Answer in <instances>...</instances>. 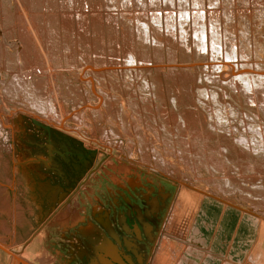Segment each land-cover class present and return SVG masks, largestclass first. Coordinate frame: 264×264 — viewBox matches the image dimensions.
Segmentation results:
<instances>
[{
	"label": "rangeland",
	"instance_id": "374dc122",
	"mask_svg": "<svg viewBox=\"0 0 264 264\" xmlns=\"http://www.w3.org/2000/svg\"><path fill=\"white\" fill-rule=\"evenodd\" d=\"M193 3L190 4V1L187 2V11H191L192 7H194L195 10L196 8L202 7L201 9L208 12L207 15H209L208 10H212V8L215 10L216 7L218 8H216V11H218V16L221 20H219V24L222 26L223 23L224 25L221 30L223 35L225 23L223 15L221 14L224 13L222 11H224L227 6L224 5L223 7L221 2L214 3V7L209 5L207 1L202 2V4H199L197 1ZM176 4L177 1L175 5ZM232 4L233 5L229 6L231 8L230 10H233L234 16L236 15L234 17L233 28L236 33L233 35L236 36L238 33L239 36V28H242V25H239V23L244 24L243 22L245 21V26L243 25V27L246 29L245 32L249 35H247V39L249 40L246 41V43L249 44H247V62L254 65L257 63L261 64L263 67L262 71L264 72V0H248L243 2L239 0L235 1V3L232 2ZM218 5L223 8L221 9ZM176 6L178 7V4ZM176 6H173V8L169 10L173 12L178 11L179 7L177 8ZM258 6L261 8L260 14L258 12V14L253 13L256 11V8H259ZM229 7H227L228 11ZM235 8H237V10ZM254 8L255 10H253ZM133 9L135 10L136 8ZM136 10L139 11L138 9ZM123 11L125 13L128 12V17L134 16L131 10L122 9L121 12ZM240 11L245 12V14L248 13L246 14L245 20L242 22L238 15ZM250 15L253 16L251 17ZM163 31L167 32L168 30L163 29L160 33L162 42L166 44L168 43L167 39H170V41L173 40L176 45L178 44L177 30L173 29L174 32L172 33L169 31L171 34L167 32L169 33L168 35L167 33H163ZM150 35L152 37L153 33H150ZM90 36L92 37L91 41L93 47H95L94 49L97 47L100 48V43L97 42H101L102 48L98 52L92 51L91 53L93 54H87L84 58L82 57L80 59V64H82V66L85 65L86 68L93 66L102 68L106 65L109 67H119L120 65L126 64V59L129 61L131 60V58H126V56L129 55H126L129 51L128 46L131 45L129 37L120 41V44L116 43L110 46L111 43L105 35L99 36L103 41H98L99 37L97 36ZM164 37H167V39ZM94 38L96 40H94ZM234 38L238 42V37L236 36ZM152 41L151 45L153 43ZM258 44H261L262 50ZM114 46L122 51V55L126 58L125 61L122 55L116 59L115 52L118 51L114 50ZM257 46L259 48H257ZM152 56L153 55L145 60L146 63L144 61L140 63L142 60L139 58L133 60L134 63L136 61V64L144 66V70H141L142 73H140L138 77L135 76L136 78L124 81L121 74H115L113 77L118 81L115 85L118 86V90L113 84H110L107 78L108 71H104L102 74L103 78L99 80L100 83L95 80V91L97 94L87 89L88 87L85 81L88 79H86L87 77L83 74L87 70L81 72V75L78 73L79 71L75 72L72 71V69H67L69 71H62L63 74L72 81V83L68 85L71 86V92L65 91L67 89H63L65 91L63 95L65 97V103H60V105L62 104L61 107L64 109V112L66 111V114L72 112L70 116L68 114L69 118L67 117L63 122L62 126L65 127V129L47 125V123H45L46 121H43L45 119L40 113L37 111L32 112L33 108L27 104L25 99H22L23 97L11 99L9 95L4 93L3 85L10 80L11 74L5 71V65L0 61V91L3 97L0 98V108L7 116H11L10 121L13 122V128H3L2 125H0V129H2L0 130V205H2L4 201V208H11L8 214L0 211V237L3 239V242H5V247L16 249V252H21L22 256L25 254L23 259L20 258L24 263L87 264L90 260L89 255L97 257L100 255L104 256V252L105 254L108 252L106 255L112 254L111 247L117 245L116 250L114 248L115 252H113V254L118 257L121 256L124 261L129 262L128 264H149L152 259L154 261L163 242L166 241L175 243L176 249H180V247L183 248L182 253L185 252V247L194 248L193 253L191 252V256L196 257L197 262H194V264H204V259L208 255L212 264L214 262L221 264L223 261V264H244L246 258L250 256L251 252L254 253L256 248L259 253L257 257L254 258V263L264 264V231L262 228L264 225V216L256 214L259 219H257V223L254 227L249 224V230L240 223L241 215L243 216L246 210L260 212V209L263 207L259 205L260 207L256 208L255 205L246 201L243 198L244 196L238 191L230 194V192L221 191L216 185L222 177L227 176L229 179L233 178L231 180L237 186L241 185V183L244 184V181L249 183V179H252V176H254L252 180H255V178H258L256 179L257 181L260 179L264 180V157H260V155L256 154L254 155V153L249 151H246L247 154L250 155V157L247 155L249 158L242 157L241 155L238 156L237 154L234 155L235 153L227 157V155L221 153V149L217 150L218 147H222V144H224L221 139L215 137H208L207 139L204 133H202V137L198 136V138L196 134L194 135V133L198 131L192 132L187 129V132L186 128H184L186 126L183 127L184 129L181 127L180 130H176L175 122H173V116L171 117V115L173 112L175 115H178L179 112L184 111L187 108L186 104L182 101L178 107L174 108L172 104H166V101L160 100L161 96L157 97L153 90L147 93V91L144 92L143 90L142 92L140 88L142 80L151 79L153 75L157 76L161 82H168L167 76H164V73H155L156 58ZM209 59L211 60V58ZM122 61H124V63ZM165 61L167 60L165 59ZM179 62H181V60H179ZM190 62L199 63L197 61ZM231 63L237 68V66L241 67L242 63L245 62L241 58H236ZM203 66L202 68L208 69V66L205 64ZM195 70L197 69L193 68L194 74L197 75L198 73L199 75H197V77H199L197 78V82L199 81L198 79L201 81L200 75H203L199 73L200 70ZM89 77L90 76H88V78ZM62 83L61 81L53 82L60 90L61 86L64 88L66 85ZM52 88L53 87H51V95L53 94ZM72 89L76 91H72ZM132 93H134V95ZM103 94L106 95L104 96ZM131 94L133 96H131ZM151 94H153V96ZM143 98L147 100L145 99L143 101ZM148 99L150 100L148 101ZM167 99L168 98H166V100ZM156 104L157 108L155 107ZM72 107L78 109L76 114L79 115V117L75 115V109ZM160 107L161 109H158ZM171 107L174 109H171ZM212 107L214 109V106ZM135 109H138V112H136ZM160 110L165 111L164 116H162L163 114ZM32 113H35V116H33ZM74 116L78 118L76 119ZM177 118H180V116L178 115ZM11 122L8 123L11 124ZM166 122H168V124H166ZM76 128L78 130L74 131ZM182 130L185 131L183 132ZM140 132L141 134H139ZM204 140L206 141L203 142ZM112 149H115V151H110ZM191 149H194L193 151L195 152H191ZM186 151L189 153H186ZM109 152H112L111 155L105 154ZM180 153H183L182 157ZM185 154L189 156L188 159L187 157L183 158ZM197 155H199L198 158L196 157ZM209 156L210 160L207 158ZM218 159L222 161L220 162ZM109 161H112L113 165L108 164ZM217 161L220 163V166H222L221 168L219 167V170H216V172L213 171L211 167H216L214 163ZM222 163H224L225 166ZM200 164H202L203 167ZM243 165L247 167L244 168ZM242 166L245 172H243L244 169ZM235 167H237V169ZM250 173L251 175H249ZM236 178L239 179L237 180ZM238 182L241 183L238 184ZM243 184L241 185L242 187ZM181 185L185 186V188L182 189H186L191 193L196 192L198 196L195 194V197H191L187 203L184 202L185 205H183L184 203L180 205L178 202L177 207H175L173 205L176 203L178 197L177 193ZM238 196L240 197L238 198ZM207 197L213 198V200L209 201ZM253 199H255L253 200V204H257L258 199ZM206 200L208 201L206 202ZM192 201H194V203ZM206 204L216 209V216L213 215L214 234L212 231H203V236L202 233L200 236L199 231L193 232V230L198 218V211ZM172 207H175L174 210L177 212V214L175 212L174 214L176 215L175 218L179 221L178 224L180 223V227L183 226L185 231H178L174 228L170 229L169 227L171 234L168 233L170 232L169 230L168 232L165 231L163 234L162 230L164 225L170 223L169 216ZM104 212L107 213L104 214ZM23 216L25 218H23ZM168 218L169 222H167ZM182 221L184 223H182ZM221 221L225 223L223 224ZM262 221L263 223H261ZM220 224L221 227H225V229L222 230L221 236L216 239L220 231ZM168 226L171 225L168 224ZM92 227L94 230H92ZM238 228L242 231V235L248 234V238H246L245 244H239L233 252H229L226 246L228 247L230 243L236 246L237 243L242 240V236L239 238V235L237 239H235L236 232H240L237 231ZM260 228L261 231L259 230ZM90 231L92 232L90 233ZM259 232L262 233L259 234ZM180 234H182V236ZM100 236L103 239H101ZM196 239H198L199 242H195ZM95 242L104 243L103 248H100L102 246L96 245ZM108 242H110L109 245L106 244ZM111 243L113 244L111 245ZM81 244L83 246H81ZM25 245H29L30 247L28 252L20 249V246L24 247ZM84 249L88 250L86 251L87 253L82 251ZM215 250H219V254L225 252L223 255L221 254L223 257L217 255L221 262L216 261ZM240 250L244 251L240 254ZM0 254L4 261L7 262L6 256L9 255L8 249H0ZM164 256L168 257L170 264H178L180 262L177 253ZM83 259L84 261H80ZM90 261L92 262L93 259Z\"/></svg>",
	"mask_w": 264,
	"mask_h": 264
},
{
	"label": "bare ground",
	"instance_id": "6f19581e",
	"mask_svg": "<svg viewBox=\"0 0 264 264\" xmlns=\"http://www.w3.org/2000/svg\"><path fill=\"white\" fill-rule=\"evenodd\" d=\"M176 1H177L179 10L177 9L178 8L176 6L177 4L175 5ZM188 1H190V4L193 3L194 1L195 2L197 1L199 4H202V2L207 1L208 4L211 6H213L214 3L221 2L223 4L222 5L223 7H224V5L229 7V6L233 5L232 2L235 3V1H239V0H0V61L4 63L5 71H7L8 74L9 73L11 74L10 80H8L9 82L7 81L5 83V85H3L4 93H6V95H9L11 99H15L16 97H23L22 99H25L27 104L31 108H33L32 112L37 111L38 113H40V115L45 119L43 121H46L45 123H47V125H52V126H55L59 129H62V128L65 129V127L62 126L63 122L67 117L69 118L70 113H72V112L68 113L69 114V116H68V114H66V111L64 112V109L61 107L62 104L60 105V103L61 102L63 103L65 101L64 100L65 97L63 96L64 92L65 91L71 92L70 91L71 86H68V85L71 84L72 81L69 78H67L63 74L62 71H65V70L69 71L67 69H72V71H75V72L79 71L78 73H80V75H81V72H85L87 70L85 73H83L87 77L86 79H88L87 81H85V84L88 87L87 89H88V91L90 90V92L97 94V92L95 91L96 90L95 89L96 88L95 80L100 83L99 80H100V78H103L102 74L104 73V71H108L107 78L110 81V84H113V86L116 87V89H117L118 86H115V85L118 83V81L116 79H114V77H113L115 74H117V73L121 74L123 76L124 81H128L130 79L136 78V77L140 76V73H142V71L144 70V66L136 64V61L134 63L133 60L136 58H139L140 60H142V62H140V63H143V61L145 62V60L148 57L153 55L152 57L156 58V63H155L156 65H155V70H154L155 73L156 72L157 73L158 72L164 73L165 75L164 74H162V75L167 76L168 82H166V83L161 82V81H159L157 76L153 75V77L151 79L148 78V79H143L144 81L142 80V82L140 81L141 82L140 88H141V91L142 90L144 92L147 91V93L153 90L155 92V95H157V97L161 96L160 100L166 101V104H172L174 106V108L178 107L180 105V102H182V101L186 104L187 108L184 111L180 110L181 112L178 113L180 118H177L178 115H175L174 112L172 111L173 114L171 115V117L173 116L172 118H173V122H175L174 124H175L176 130H180L181 127L183 128L184 126H186V127H184V128H186V131H187V129L191 130L192 132L198 131L197 133H194V135L196 134L197 137L198 136L202 137V135H203L202 133H204L205 134L204 136H206L207 139H208V137H215V138L221 139L224 142V144H222V147H218L217 150L221 149V151H222L221 153H223L224 155H227V157L232 156L233 153H235L234 155L237 154L238 156L241 155L242 157H248V156L250 157V155L247 154L246 151L252 152V153H254V155L256 154V155H260V157L261 156L264 157V72L262 71L263 67L261 64L257 63L254 65V64H251L250 62L249 63L247 62V59H248V55H247V48L248 47L247 46L249 44L246 43V41L249 39H247L248 34L245 32L246 29H244V27H243V25L245 26V21L243 22L244 24L239 23V25H242V28H239L240 31L238 30L239 36H238V33L236 35L238 37V42H237V40L234 38L236 36L233 35L234 33H236V31H234V29H233L234 28V17L236 15L235 16L233 15V10H230L231 9L230 7H229V11L227 10V7H226L225 10L222 11L224 13L223 14L220 13L221 15H223V19H224V23H225V27H224L225 30H223L224 33L222 35L221 30L223 28L222 26H224V25H223V23H222V26H221V24H219L220 19L218 16L219 13H218V11H216V8H217L216 5H215V7H216L215 10L213 8H212V10L211 9L208 10L209 15H207L208 12H206L205 10H202L201 9L202 7L198 8V9L196 8V10L194 7H192L191 11H187L188 9L186 10V8H187V2ZM240 1L243 2V1H248V0H240ZM192 5H190V6H192ZM173 6H176L177 8H175V7L174 8L178 11L173 12V11L169 10L170 8H173ZM211 6H209V7H211ZM223 7H220V8L222 9ZM234 7H236V6H234ZM133 8H136L139 11H137L136 9H135L136 10L135 11ZM246 8H248V7H246ZM122 9L123 10H131L133 12L132 14H134V16L128 17V15H129V14H127L128 12H126V13L124 11L121 12ZM235 9L237 10V8H235ZM253 10H255V8ZM193 11H195V12H193ZM242 11L238 12V15H239V18L241 19V22L243 20H245V18L247 16L246 14H248V13L245 14V12H242ZM251 12H253V11H251ZM257 12L260 14V12H261L260 7L256 8V11L253 13H257ZM207 16H208V18H207ZM238 27H240V26H238ZM163 29H167L168 30L167 32L171 31V33L174 32L173 29L178 31L177 32V34H178L177 39L179 40V42L177 45L175 42H173L172 39H171L172 41H170V39H167V37L166 38L164 37V38L167 39L168 43L165 44L164 42H162V40L160 38V33L162 32ZM167 32L163 31V33H167ZM150 33H153L152 37H151ZM169 33H167V35ZM90 35L97 36V37L105 35L111 43L110 46H113L116 43L120 44V41H123V39H126V37H129L131 40V45L128 46V44H127V46L129 47V51H128V53H126V55H128V54L129 55L126 56V58L127 57H128V59L131 58V60L130 61L127 60L125 58V56L122 55L123 54L122 51L120 49L115 48V46H114V48H115L114 50L118 51V52H115L116 59H118L122 55V56H124L123 57L124 61L126 59V64L120 65L119 67H112L111 65H110L111 67H109L106 65V66H103L102 68H99V67L97 68L95 66L90 67V68H86L85 65H84L85 67L82 66V64H80L81 63L80 59L82 57L84 58L85 55H87V54L88 55L93 54V53H91L92 51L98 52L102 48L101 42H97V43H100L99 44L100 48L97 47L96 49H94L95 47H93V44L91 41L92 37ZM162 37H163V35H162ZM164 38H162V39H164ZM94 40H96V39L94 38ZM100 40H102L101 37L98 38V41H100ZM108 40H107V42H108ZM151 41L153 42L152 45H151ZM165 42H166V40H165ZM238 43H239V47H238ZM166 45H167V47H166ZM258 45H259L260 49L262 50L261 44H258ZM259 47L257 46V48H259ZM118 48H120V47H118ZM126 49H128V48H126ZM261 50H260V52H261ZM256 52H258V51H256ZM258 55H257V57H258ZM109 56H110V54H109ZM238 57L243 59L245 63H242L241 67L237 66V68H235L236 66L234 67V65H232L231 62H233L234 59H236V58L239 59ZM209 58H211V60ZM165 59L167 61H165ZM179 60H181V62H179ZM124 61H122V62L124 63ZM190 61H197L199 63L190 62ZM204 64L206 66H208L207 67L208 69L202 68V67H204L203 66ZM193 68L200 70L199 73H201L203 75V76L200 75L201 81H200V79H198L199 81L197 82V78H199V77H197L198 73H197V75H195ZM197 70H195V71H197ZM78 76H79V74H78ZM88 76H90V77L88 78ZM0 77H1V75H0ZM80 78H81V76H80ZM57 81L58 82L61 81V82H63L62 84H66L65 87L63 86L64 88H62V86L59 84L61 86V90H60L59 87H56V85L53 84V82H57ZM128 85H130V84H128ZM0 86H1V84H0ZM51 87H53L52 88V91H53L52 95L50 94ZM63 89L64 90L67 89V90L64 91ZM72 91H76V90L72 89ZM69 92H67V93H69ZM67 93H65V94H67ZM102 93H104V92H102ZM130 93H131V91H130ZM75 94H77V93H75ZM132 94L134 95V93H132ZM132 94H131V96H133ZM0 95H1L0 98H3L1 91H0ZM103 95L105 96L106 94H103ZM151 95L153 96V94H151ZM145 96H142V97H145ZM157 97H155V98H157ZM146 98H147V96H146ZM146 98H143V101ZM166 98H168V99L166 100ZM4 99H6V98H4ZM104 99L105 98L103 97V100ZM140 99H142V98H140ZM149 100L150 99H148V101ZM11 102H13V101H11ZM101 102H103V101H101ZM158 103H160V102H158ZM2 104H3V102H2ZM103 104H105V103L103 102ZM163 106H164V104H163ZM212 106H214V109ZM155 107L157 108V104ZM105 108H106V106H105ZM172 108L173 107H171V109ZM18 109H20V108H18ZM30 109H29V111H30ZM73 109H75V107ZM95 109H96V107H95ZM158 109H161V107ZM158 109H157V111H158ZM135 110H136V112H138L137 111L138 109H135ZM77 111H78V109L76 108L74 111L75 115H77L76 114ZM133 111H134V108H133ZM160 111L163 114L162 116H164L165 111H163V110H160ZM122 113H123V111H122ZM161 113H159V114H161ZM32 115L35 116V113H32ZM77 116L79 117V115H77ZM77 116H74V118L77 119L78 118ZM10 117L7 116L0 108V125H2L3 128L4 127L13 128V126H12L13 122L10 121L11 120ZM21 117H23V116H21ZM40 120H41V118H40ZM152 121H154V120H152ZM8 122H11V124ZM166 124H168V122H166ZM132 127H134V126H132ZM164 127H166V126H164ZM0 130H2V129H0ZM77 130H78L77 128L74 129V131H77ZM182 131L184 132L185 130H182ZM176 133H177V131H176ZM179 133H180V131H179ZM139 134H141V132ZM111 136H113V135H111ZM120 140H122V139H120ZM186 140H188V139H186ZM176 141H178V140H176ZM205 141L206 140H204L203 142H205ZM167 142H168V140H167ZM195 144H196V142H195ZM103 146H105V145H103ZM214 148H216V147H214ZM119 149H117V150H119ZM127 150H128V147H127ZM193 150L191 149V152H195ZM110 151L114 152L115 149H112ZM235 151L238 153H236ZM184 152H185V150H184ZM111 153L109 152V153H105V154L111 155ZM177 153H179V152H177ZM183 153H180L181 157H182ZM186 153H189V152L186 151ZM201 153H203V152H201ZM197 154H198V152H197ZM156 156H157V154H156ZM198 156L199 155H197L196 157L198 158ZM184 157H187V159H188L189 156H187L185 154L183 156V158ZM202 157H204V156H202ZM192 158H194V157H192ZM197 158H196V160H197ZM207 158H209V160H210V156ZM234 158H235V156H234ZM258 158H259V156H258ZM157 159H159V158H157ZM193 160L195 161V159H193ZM209 160H208V162L210 163ZM213 160H214V158H213ZM233 160H235V159H233ZM203 161H202V164H203ZM186 162H188V161H186ZM195 162H197V161H195ZM108 164L113 165V162L109 161ZM202 164H200V165H202ZM222 164H224V163H222ZM209 165L211 166V163ZM215 165H216V167H213V168L211 167V169L213 171L219 170V167L221 168V166H222V165L220 166V163H218V161L216 163H214V166ZM224 166H225V164H224ZM243 166H242V168H243ZM202 167H203V165H202ZM246 167L244 166V168H246ZM145 168H148V167H145ZM235 168L237 169V167H235ZM243 172H245V169ZM241 174H243V173H241ZM249 175H251V173ZM229 176H231V175H229ZM227 177H222L219 180L220 182L218 181L217 184L216 183H213V184H216L221 189V191H226L227 193L230 192V194L236 193V191H238L241 195L244 196L243 198L246 201L250 202V204H252V205H255L256 208H258L260 206L263 207L262 209H260V212H255L253 210L248 211L245 209L246 212L243 213V216L241 215V221H240L241 225L243 227H245L247 230H249V224H250V226L254 227L257 223L256 222L257 219H259L256 216V214L264 216V212H261V211H264V180L260 179L257 181L256 179H258V178H255V180H252V179H254V176H252V179H249L250 180L249 183H247L246 181H244L246 184L245 183L243 184L240 182L241 185L243 184V187H242L241 185H239V186L235 185L231 180L233 178L229 179ZM259 177H260V175H259ZM245 180H247V179H245ZM233 181H235V180H233ZM240 183L238 182V184H240ZM183 185H185V184H183ZM183 185H181L179 190H178L180 193L179 192L177 193L178 197L176 196L177 200L175 199L176 203H174V205H173L175 207H177L178 202L181 205V203H184V202L187 203L191 197H195L194 195L196 194V192L191 193V192H188L186 189H182V188H185V186H183ZM189 188L192 189L191 187H189ZM219 188H217V189H219ZM2 190H3V188H2ZM4 195H5V193H4ZM6 195H7V193H6ZM239 197L240 196H238V198ZM207 198H209L208 199L209 201L213 200V198H210V197H207ZM253 198L258 199L257 204H253V202H254L253 200H255ZM208 200H206V202ZM192 202L194 203V201H192ZM218 202H220V201H218ZM209 204H211V203H209ZM209 204L203 205L206 207L202 206L198 211V218H197V221L195 222L193 232L199 231L200 236H201V233L203 236V231H208V232L212 231L214 234V231H213L214 217H213V215L216 216V209L211 208L209 206ZM4 205L5 204L3 201L2 205H0L1 206L0 211L2 213L8 214L10 212L11 208L10 207L4 208ZM183 205H185V203ZM175 207H172V209H171V214L169 216L170 217V223H167V222H169V218H168L167 222H166L167 225H164L163 230H162L163 234L165 233V231L168 232L169 227H170V229L174 228L175 230H178V231L179 230L185 231V228H183V226L180 227V223L178 224V222H179L178 219L175 218L176 217V215L174 214ZM55 209H56V207H55ZM155 209H157V208H155ZM176 210H178V209H176ZM53 212H55V211H53ZM106 213L104 212V214H106ZM175 213L177 214V212H175ZM23 218H25V217L23 216ZM226 220H229V219H226ZM221 222L223 224L225 223L223 221H221ZM182 223H184V222L182 221ZM261 223H263V221ZM168 224H170L171 226H168ZM86 228H88V227H86ZM262 228L264 231V225ZM219 229H220V231H219L218 235L217 236L215 235L216 239L221 236L222 230H224L225 227H221V224H220ZM92 230H94L93 227H92ZM191 230H192V228H191ZM259 230L261 231V228ZM145 231H147V230H145ZM237 231H240V228H238ZM91 232L92 231H90V233ZM83 233H85V232H83ZM88 233H89V231H88ZM150 233H149V236H150ZM168 233L171 234V231ZM261 233L259 232V234H261ZM85 234H87V233H85ZM97 235H98V233H97ZM100 235H101V233H100ZM180 235L182 236V234H180ZM238 235H239V238L242 236L241 239L243 240V242L241 240V242H238L236 246H234L232 243H230L228 247L226 246V248H228L229 252H233L236 249V247L239 246V244H245V240H246V238H248V236H247L248 234L242 235V231H240L239 233L236 232V235H235L236 238L235 239H237ZM101 239H103V238L101 237ZM235 239H233V240H235ZM233 240H232V242H233ZM195 242H199L198 239H196ZM99 243L100 242H95L96 245ZM4 244H5V242H3V239L0 237V245H1L0 249L7 248L8 253H9V255L6 256L7 262L4 261V259L1 257V254H0V264H5V262H6V264H29V263H24L23 261L20 260V258H22V259L24 258L23 256L25 254L22 256L21 252L18 253V252H16V249H12L10 247H5ZM102 244H104V243H102ZM174 244L175 243H173V242H166V241L163 242V245L160 248V250L158 251L156 258L154 259V261L152 259L149 264H170L168 257L164 256V255H171V254H176V253L179 256V261H180L178 264H194V262H197L196 257L191 256V252L193 253L194 248L185 247V250H184L185 252L182 253L183 248L180 247V249H176ZM81 246H83V245L81 244ZM99 246H102L100 248H103V245H99ZM199 247H201V246H199ZM20 249L24 250L25 252L26 251L28 252L30 247H29V245H25L24 247L20 246ZM242 251H244V250H240V254ZM215 253H216L215 254L216 255L215 256L216 261H220V258L218 256L223 257L222 255L225 252L223 254L221 253L222 254L221 255V254H219V250H215ZM251 253H250V256H248L246 258V261L244 264H255L254 258L257 257V254L259 253V251L256 248L254 253H252V254ZM103 255H104V257L103 256L102 257L104 258L103 260H104L105 264H122L120 262V260H118V258H121L120 256L118 258L115 257L111 261V259H109L106 254H103ZM155 255H156V253H155ZM138 258H140V257H138ZM192 260H193V263H192ZM38 262H39V260H38ZM223 262H221V264H223ZM214 263L217 264L216 262H214ZM98 264H100V262H98ZM198 264H200V263H198ZM204 264H212V262H210L209 255L207 257H205Z\"/></svg>",
	"mask_w": 264,
	"mask_h": 264
},
{
	"label": "flooded vegetation",
	"instance_id": "af4514ba",
	"mask_svg": "<svg viewBox=\"0 0 264 264\" xmlns=\"http://www.w3.org/2000/svg\"><path fill=\"white\" fill-rule=\"evenodd\" d=\"M109 243L110 242H108L107 244L109 245ZM113 243H111V245H112ZM98 245H103L102 244V242L101 243H99ZM114 248H115V250H116V248H117V245H115V246H113V247H111V251H112V254H109V255H107L108 256V258L109 259H111V261H112V259H114L115 257L116 258H118V256L117 255H114L113 254V252H115V250H114ZM82 251H84V253H87L86 251H88L87 249H84V250H82ZM108 253V252H107ZM106 253V254H107ZM105 254V253H104ZM104 257V256H103ZM101 255L98 257H94V255H89V258H90V260H92L93 259V261L91 262L90 260L88 261V263L87 264H98V262H100V264H105L104 263V258H103ZM121 257V256H120ZM118 260H120V262L122 263V264H128L129 262L128 261H124V259H122V257L121 258H118ZM80 261H84V259L83 260H80Z\"/></svg>",
	"mask_w": 264,
	"mask_h": 264
}]
</instances>
